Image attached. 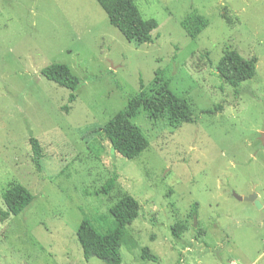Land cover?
Masks as SVG:
<instances>
[{"label":"rangeland","instance_id":"rangeland-1","mask_svg":"<svg viewBox=\"0 0 264 264\" xmlns=\"http://www.w3.org/2000/svg\"><path fill=\"white\" fill-rule=\"evenodd\" d=\"M135 2L159 22L152 43L129 42L96 0H0V210L15 183L35 195L0 219V264H107L84 258L77 231L88 217L106 232L126 193L141 210L129 226L138 247L122 246V264H264V0ZM194 10L209 25L192 39L181 23ZM233 49L258 58L239 96L217 70ZM53 63L81 79L73 103L68 88L42 76ZM158 70L195 122L141 108L134 122L150 146L128 159L100 129L141 78L155 87ZM31 136L43 146L42 171ZM114 173L115 188L99 192ZM234 191L257 193L262 208ZM144 246L158 261L142 258Z\"/></svg>","mask_w":264,"mask_h":264},{"label":"trees","instance_id":"trees-1","mask_svg":"<svg viewBox=\"0 0 264 264\" xmlns=\"http://www.w3.org/2000/svg\"><path fill=\"white\" fill-rule=\"evenodd\" d=\"M96 1L106 12L110 23L129 42L143 44L156 40L154 31L159 27V22L155 18H145L135 0ZM181 24L187 35L195 39L208 27L209 20L194 10ZM257 61V57L246 58L238 50L233 49L222 56L217 70L222 81L231 85L239 96L242 83L256 76ZM41 74L57 85L68 88L70 103L76 100V91L80 87L81 79L68 65L53 63L44 67ZM154 83L155 87L149 91L141 78L139 92L129 98L127 107L115 114L100 129L110 140L113 148L128 159L140 157L150 146L149 139L134 122L141 108L147 110L152 118L168 113L172 122H195L191 104L170 88V82L161 70L156 72ZM63 108L69 107L65 105ZM30 143L33 162L36 168L42 171V160L45 157L43 146L35 136L30 137ZM117 179L118 174L114 173L99 192L109 193L115 188ZM2 198L7 207L6 210H0V219L4 221L11 215L21 214L33 203L35 195L23 184L15 183L2 194ZM197 208L198 203H195L192 212L196 214ZM140 210L139 200L126 193L110 208L113 225L106 232H101L88 217H84L77 231L84 258L89 261L92 257H98L107 264H122V246L126 245L129 250L138 247V242L130 233L129 226L138 219ZM141 254L145 260L158 261L159 259L148 246L141 248Z\"/></svg>","mask_w":264,"mask_h":264},{"label":"water","instance_id":"water-1","mask_svg":"<svg viewBox=\"0 0 264 264\" xmlns=\"http://www.w3.org/2000/svg\"><path fill=\"white\" fill-rule=\"evenodd\" d=\"M262 140H263V143H264V137L262 138ZM233 195L239 200H246V201L254 202L257 207L262 208V204L260 203V201L258 199V194L257 193H252V194L247 195V196H242V195H240V194H238V193H236L234 191ZM194 223L196 225V223H197L196 218H194Z\"/></svg>","mask_w":264,"mask_h":264}]
</instances>
